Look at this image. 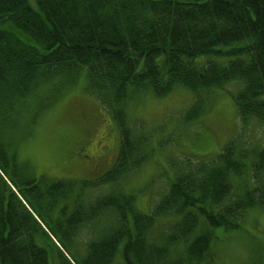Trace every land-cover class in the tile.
<instances>
[{"label": "trees", "instance_id": "16d2710c", "mask_svg": "<svg viewBox=\"0 0 264 264\" xmlns=\"http://www.w3.org/2000/svg\"><path fill=\"white\" fill-rule=\"evenodd\" d=\"M34 1L37 10L29 0H0V264H50L36 242L38 233L53 241L42 223L58 241L52 230L66 242L84 226L92 234L84 255L61 251L56 264L204 263L216 227H237L246 209L264 207V144L247 140L254 120L264 131V0ZM84 69L120 131L115 163L84 185L117 184L149 160V134L122 107L134 94L186 87L195 93L184 114L191 122L212 88L235 83L239 132L214 159L188 160L148 213L120 188L84 206L82 187L70 198L77 182H46L13 146L32 124V95L53 80L74 82ZM246 172L252 186L239 193L232 174Z\"/></svg>", "mask_w": 264, "mask_h": 264}, {"label": "rangeland", "instance_id": "374dc122", "mask_svg": "<svg viewBox=\"0 0 264 264\" xmlns=\"http://www.w3.org/2000/svg\"><path fill=\"white\" fill-rule=\"evenodd\" d=\"M29 2L38 9L37 2ZM204 58L207 59L200 56L197 61ZM217 59L226 60L223 56ZM236 88L232 82L212 88L205 112L191 122L185 121L184 114L194 102L195 93L183 86L163 96L146 91L122 101L129 120L149 134L148 148L152 154L117 184L104 183L98 187L82 184V180L95 178L109 169L120 149V133L113 109L102 103L88 86L85 69L72 83L59 85L53 80L32 95L27 106L32 124L24 134H15L14 150L18 158L27 162L38 176H44L46 182L58 179L77 182L70 198L82 187L84 206L98 194L120 188L134 194L138 209L148 213L188 160L214 159L237 134L239 119L232 98ZM20 119L25 121L26 116L23 114ZM254 121L257 124H250L247 140L250 144H264V131L258 121ZM248 173L232 174L237 192L243 193L252 186ZM67 200L58 201L51 212L52 218ZM72 209L73 200L62 217ZM48 226L56 229L50 219ZM45 227L43 225L46 230ZM52 231L60 243L41 233L36 235V242L48 252L50 264H56L61 251L74 258L84 255V243L92 236L86 226L70 242L63 240L60 232ZM214 234L211 255L202 264H264V207H249L239 226L216 227Z\"/></svg>", "mask_w": 264, "mask_h": 264}]
</instances>
